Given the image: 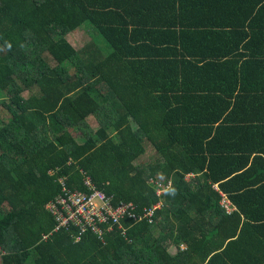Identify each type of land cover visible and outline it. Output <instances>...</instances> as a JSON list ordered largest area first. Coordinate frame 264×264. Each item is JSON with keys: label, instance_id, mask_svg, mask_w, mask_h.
<instances>
[{"label": "trees", "instance_id": "16d2710c", "mask_svg": "<svg viewBox=\"0 0 264 264\" xmlns=\"http://www.w3.org/2000/svg\"><path fill=\"white\" fill-rule=\"evenodd\" d=\"M261 174L264 0H0V264H249ZM84 176L154 222L54 231Z\"/></svg>", "mask_w": 264, "mask_h": 264}, {"label": "built area", "instance_id": "2783aa9c", "mask_svg": "<svg viewBox=\"0 0 264 264\" xmlns=\"http://www.w3.org/2000/svg\"><path fill=\"white\" fill-rule=\"evenodd\" d=\"M150 181L155 185L157 195L169 186L168 182L164 184L155 179ZM59 183L60 192L46 203V208L55 220L54 231L75 227L79 233L90 229L101 236L104 233L102 227L106 232L116 225L125 234L126 228L122 222L125 218L135 223L142 220L153 223L155 212L161 205L157 201L136 211L132 202L119 201L114 204L110 196L95 187L89 176L83 178L86 191L69 188L63 178L59 179ZM222 197L221 206L230 212L229 199L224 194ZM79 238L80 235L75 236L76 240Z\"/></svg>", "mask_w": 264, "mask_h": 264}, {"label": "rangeland", "instance_id": "374dc122", "mask_svg": "<svg viewBox=\"0 0 264 264\" xmlns=\"http://www.w3.org/2000/svg\"><path fill=\"white\" fill-rule=\"evenodd\" d=\"M85 27L91 28V31L89 32V34L93 33V36H92V34H90V36H92L93 39L97 40L98 42H102V38L100 36H98L97 34H94L93 27L89 24H84V25H82V27L78 28L79 29L78 31L73 32V33H69V35H68L69 41L75 47L82 46L84 44V42H86V40L88 39V33L86 30L83 29ZM92 123H93V121H92ZM153 155H154L153 149L151 147L147 146L145 153L142 154L139 157V159L140 160H149L151 157H153Z\"/></svg>", "mask_w": 264, "mask_h": 264}, {"label": "crops", "instance_id": "0c3cea01", "mask_svg": "<svg viewBox=\"0 0 264 264\" xmlns=\"http://www.w3.org/2000/svg\"><path fill=\"white\" fill-rule=\"evenodd\" d=\"M262 176H264V174H261ZM260 175V176H261ZM192 176H194V174L193 173H187L186 175H185V178H190V177H192ZM168 185H171V180H168ZM215 188H217L216 187V185L214 186ZM226 197V196H225ZM227 198V197H226ZM228 199V198H227ZM230 201V200H229ZM230 203H231V201H230ZM231 211L232 210H234L235 209V206L231 203ZM230 211V212H231ZM169 244V246H168V251L171 253V254H173V253H175L176 252V246L173 244V243H168ZM181 249L182 248H184V245H181V247H180ZM264 256V251L261 253V251L259 252V253H257V254H255V255H252L251 257V260H250V262H249V264L250 263H252V264H254V263H257V261H258V259H260V258H262ZM261 264H264V261H262V263Z\"/></svg>", "mask_w": 264, "mask_h": 264}]
</instances>
